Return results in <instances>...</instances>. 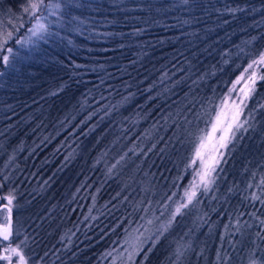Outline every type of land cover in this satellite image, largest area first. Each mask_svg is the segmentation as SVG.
<instances>
[{"label":"trees","instance_id":"trees-1","mask_svg":"<svg viewBox=\"0 0 264 264\" xmlns=\"http://www.w3.org/2000/svg\"><path fill=\"white\" fill-rule=\"evenodd\" d=\"M50 1L0 0V180L28 263L116 264L130 240L129 264L264 261V0H58L21 41ZM241 98L205 187L196 149Z\"/></svg>","mask_w":264,"mask_h":264},{"label":"rangeland","instance_id":"rangeland-1","mask_svg":"<svg viewBox=\"0 0 264 264\" xmlns=\"http://www.w3.org/2000/svg\"><path fill=\"white\" fill-rule=\"evenodd\" d=\"M36 2V0H28L27 7H29L27 18H30V16H33L39 10H33L30 5L32 3ZM58 2V0H53L52 2H49L47 14L38 16L35 18L30 28H28V33L26 36L21 38V41L25 43H32V39L38 37L39 35H42L45 31L49 30V25L51 23L49 22V17L54 15V11L57 9L54 5ZM43 24L45 26V30L38 31L36 35H33L32 32L29 31V29L34 28L37 23ZM7 36V31L3 32L0 30V43L3 41V39ZM3 45V44H2ZM2 47V46H1ZM227 103H224L222 109L219 111L220 114V121L217 123V117L215 118L212 125L209 127L207 134L204 138V144L205 147L201 149V153L204 157L205 165H214L215 161L217 160V154L218 150L221 148V143H224V141H221V137L227 138L229 135V132L227 130V126L229 123L233 122V114L235 110V106H230L227 110ZM239 119V118H238ZM236 120V123L238 121ZM213 124H216V129L213 131ZM235 124L233 125V127ZM232 132V131H231ZM201 144V143H200ZM199 144V146H200ZM1 149V148H0ZM214 149V150H213ZM10 161V160H9ZM204 169L202 168L200 172H202ZM6 176H1L0 180V189H3V184H6L7 187L10 188L9 184L7 183ZM2 184V185H1ZM9 198H11V204H9ZM17 199V193L14 188L7 189L3 194H0V225H3L5 223L6 218H10V215H12L13 212L18 209V205L16 202ZM11 209V212H8V209ZM11 221V234L9 236L8 240H4L2 236H0V264H21L20 257H23V264H29L28 259L25 256L24 248L27 247L28 244V233L26 232V227H21ZM128 247H130L129 252L124 249H120L114 256L113 260L116 262V264H129L130 262V254L131 258L134 254L135 246L137 245V241L130 240L125 242ZM126 246V249H127ZM11 249H15L16 253H19L17 255L16 253H13ZM3 257H8V259H3ZM114 262H112L113 264Z\"/></svg>","mask_w":264,"mask_h":264},{"label":"snow or ice","instance_id":"snow-or-ice-1","mask_svg":"<svg viewBox=\"0 0 264 264\" xmlns=\"http://www.w3.org/2000/svg\"><path fill=\"white\" fill-rule=\"evenodd\" d=\"M42 5H43V0H36V2H34L30 5V7L33 10H39ZM57 7H59V5H57ZM24 11L27 12L28 8H25ZM43 30H45V26L43 24H40L39 22L37 23V25L34 28L29 29V31L32 32L33 35H36L38 31H43ZM11 36H12V33H10V32L7 33V37H6L4 42L6 43L7 39H10ZM17 43H19V41H17ZM7 51L11 52L12 49L9 48ZM3 60L5 63H7L8 56H4ZM261 62H264V56L261 57ZM251 67H252V65H249V68H251ZM245 71H247V69ZM252 76L254 77L255 73H253ZM250 79H251V77H250ZM245 96H247V93H245ZM243 102H244V100H243V98H241L240 104L235 106V110H234V114H233V122L228 124V126H227L228 131H232L234 124H235L236 128L240 127V125L238 123H236V120L238 119L240 112L242 111L241 105L243 104ZM219 121H220V114L217 115V123ZM216 126H217L216 124H213V131H215ZM225 139H226L225 137H223V136L221 137V141H224ZM220 146L224 147L226 145L224 143H221ZM204 147H205V144H204V141L202 140L200 146L196 149V157L199 158L201 167L204 170L200 173H197V174L200 176L201 182L205 184V187H207V184L210 182L207 179V177L209 176L210 172L214 171L215 169L212 165H205L204 157L201 153V149ZM193 163H195V161H193ZM195 195H196V193L194 191L193 192H187V191L185 192V196L187 197V200L189 202H191L192 198ZM9 204H11V198H9ZM182 206H184V205H182ZM177 211H179V209H177ZM8 212L9 213L11 212L10 208L8 209ZM261 223H264V221H261ZM10 234H11V221H10V218H6L5 223L3 225H0V236H2L4 240H8ZM11 251L13 253H16L15 249H11ZM16 254L19 255V253H16ZM129 258L131 259V254H130ZM3 259H8V257H3ZM20 260H21V264H23V257L22 256L20 257ZM250 264H264V261L258 262L256 259H252L250 261Z\"/></svg>","mask_w":264,"mask_h":264},{"label":"flooded vegetation","instance_id":"flooded-vegetation-1","mask_svg":"<svg viewBox=\"0 0 264 264\" xmlns=\"http://www.w3.org/2000/svg\"><path fill=\"white\" fill-rule=\"evenodd\" d=\"M1 207V206H0Z\"/></svg>","mask_w":264,"mask_h":264}]
</instances>
